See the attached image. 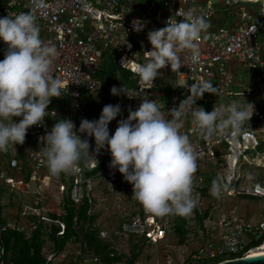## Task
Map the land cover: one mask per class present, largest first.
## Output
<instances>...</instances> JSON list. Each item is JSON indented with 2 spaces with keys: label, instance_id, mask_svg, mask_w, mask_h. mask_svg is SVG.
I'll list each match as a JSON object with an SVG mask.
<instances>
[{
  "label": "built area",
  "instance_id": "1",
  "mask_svg": "<svg viewBox=\"0 0 264 264\" xmlns=\"http://www.w3.org/2000/svg\"><path fill=\"white\" fill-rule=\"evenodd\" d=\"M189 9H195L209 24L196 41L198 59L193 62L191 53L183 51L182 67L161 69L153 85L140 83L135 69L146 62L145 51L152 50L146 39L148 32L165 27L170 19L182 20L177 13ZM21 12L35 15L41 39L57 50L51 74L61 81L62 97L52 98L48 116L42 124L29 128L23 145H10L7 152H0V264H11L6 232L31 238L55 216L61 231L58 235L64 237L66 224L60 218L66 217L70 208L78 210L83 199L91 207L124 204L120 231L115 233L152 245L166 241L176 217H185L146 213L132 198V185L110 167L112 157L107 150L96 155L98 162L82 159L80 172L58 176L50 174L44 157L37 152L40 138L59 119H71L77 129L82 119L95 120L91 112L96 102L91 99L103 94V83L96 74L109 51L134 81L126 89L134 97L122 93L113 99L114 105L121 107L119 121L127 119L129 111L136 110L145 96L155 100L165 118L171 119L168 110L190 95L182 87L202 81L210 82L218 94L205 93L196 106L211 112L215 105L236 102L252 115L235 136L219 132L207 136L190 117L183 123L181 133L189 136L197 152L193 175L196 206L190 216H204L210 208H221L213 220L210 217L212 228L207 238L190 252L186 264H210L264 253V217L254 222L237 205L227 203L240 196L264 200V0H0V17ZM133 21H142L143 30H134ZM6 50L7 45L0 40V60ZM124 61L128 62L123 65ZM236 63L249 69L251 85H240ZM90 85L99 87L92 92ZM14 119L19 122L22 117ZM82 138L89 139L90 151H94V137L82 134ZM213 181L220 187L216 199L211 194ZM12 210L16 214H11ZM100 238L110 237L103 230ZM86 253L85 258L102 264L100 255L91 250ZM109 256L113 259L117 254L111 251Z\"/></svg>",
  "mask_w": 264,
  "mask_h": 264
},
{
  "label": "clouds",
  "instance_id": "2",
  "mask_svg": "<svg viewBox=\"0 0 264 264\" xmlns=\"http://www.w3.org/2000/svg\"><path fill=\"white\" fill-rule=\"evenodd\" d=\"M177 15L182 20L170 19L165 27L148 32L152 50L145 51L146 62L135 69L140 83L153 85L161 69L182 67L183 51L191 53L193 62L198 59L196 41L209 24L195 9ZM144 26L142 21H133V29L138 32ZM0 40L7 45L5 58L0 60V152H7L10 145L25 143L29 128L44 122L52 98L62 97V86L51 74L57 50L41 39L40 27L32 12L0 17ZM98 87L93 89L90 85L92 92ZM182 88H187L190 95L178 107L168 110L171 119L165 118L155 100L145 96L139 107L130 110L127 119H121L110 135L109 124L120 115L121 107L108 104L98 120L82 119L78 129L71 119H59L40 138L37 152L44 157L50 174L58 176L80 172L82 159L98 162L96 155L107 150L112 157L110 167L132 185V198L146 213L188 216L196 206L193 175L197 171V152L189 136L181 133L184 121L190 117L193 125L207 136L216 132L235 136L252 115L236 102L215 105L211 112L196 106L205 93L218 94L210 82ZM111 93L134 97L125 85L113 86ZM15 117L22 119L16 122ZM82 134L94 137V151H90L89 139L82 138ZM211 194L220 195L216 181Z\"/></svg>",
  "mask_w": 264,
  "mask_h": 264
},
{
  "label": "rangeland",
  "instance_id": "3",
  "mask_svg": "<svg viewBox=\"0 0 264 264\" xmlns=\"http://www.w3.org/2000/svg\"><path fill=\"white\" fill-rule=\"evenodd\" d=\"M146 39H148L146 37ZM134 43L136 37L131 39ZM236 69L240 72L237 76V80L241 84H246V86L252 84L250 78V72L247 67L243 64L236 63L234 65ZM95 106L98 107L96 120L99 119L102 109L105 105H108L107 99L104 94L101 96L93 97ZM113 102V100H112ZM119 123V118L117 117L109 124L110 135L114 134ZM248 173L253 174L249 171ZM133 191H131L132 193ZM216 199V197L214 196ZM6 201H8L6 199ZM8 203V202H6ZM228 205H237L241 213H245L247 218H252L254 222L259 221L264 217V200L257 199L254 197H238L236 199H231L227 201ZM123 208L124 204H120V207L105 206L102 204L100 206H94L91 208L89 215L94 218L91 228L99 229L102 231L105 230L108 232L110 238L107 239L106 244H108L112 251L116 252L117 256L121 259L116 264H126V258L124 256L131 257L132 247L135 244H138L141 240H134L127 238L122 234H116L115 232L120 231V223L123 218ZM132 208V207H131ZM130 205H129V209ZM221 209L218 207L214 209H208L204 212V216H185L180 219V226L177 225L172 227V232L169 235L168 239L160 244L152 245L150 243L144 242L142 244V252L139 255V259L136 264H186V260L190 254L199 244H201L207 238V232L212 228L213 216ZM11 214H16V210L10 211ZM211 217L212 220H209ZM52 221L46 223L43 226L42 233V249L41 255L46 258V264H98L92 259L85 258L86 251L89 250L85 242L80 238L77 240L72 239L71 241L66 242L64 249L62 251H57V245L55 242H52L50 239L51 229L53 226H57L55 218H51ZM218 227L216 233H218ZM75 238V237H74ZM34 237L26 238L27 246L29 247L30 254L35 255L39 250L38 243L33 241ZM8 251L7 259L11 260L12 252ZM61 254H64L65 257L62 259ZM233 258V257H229ZM11 262V261H10ZM210 264H215L216 262L209 261ZM11 264H15L12 262Z\"/></svg>",
  "mask_w": 264,
  "mask_h": 264
},
{
  "label": "trees",
  "instance_id": "4",
  "mask_svg": "<svg viewBox=\"0 0 264 264\" xmlns=\"http://www.w3.org/2000/svg\"><path fill=\"white\" fill-rule=\"evenodd\" d=\"M134 44L137 46V42L134 41ZM96 77L103 83V94L107 99L108 104L114 105L112 100L115 95L111 93L113 86L121 88L125 85L126 89H129L134 85V81L131 80V74L125 70H122L116 64V57L112 52H108L102 59V64L99 68V71L96 74ZM97 105V104H96ZM92 117L96 120L98 107L95 104L92 106ZM2 195L0 194V197ZM243 197V196H241ZM91 205L88 203L87 199H83L82 205L78 210L70 208L68 215L64 218H60L65 224L66 229L64 232V237H59L60 228L58 226H53L51 229L50 239L52 242H55L57 245V251H62L66 242L71 241L72 239L77 240L82 237L87 248L93 251L95 254L100 255L102 258V264H116L118 261H121L123 257L110 258L109 253L112 251L110 246L106 244L107 240L100 238L102 229L91 228L94 218L89 215L91 210ZM53 218H56L53 216ZM76 219V221H75ZM180 219L176 217V226L180 229ZM42 233L43 227L36 232L33 236V241L38 243L39 250L35 255L30 254L29 247L25 241V237L16 232H6L4 234L7 250L12 252L11 260H8L10 263L15 262V264H46L47 260L41 255L42 249ZM75 237V238H74ZM138 244L133 245L131 257L124 256L126 258V264H136L139 255L142 252V244L144 241L141 240ZM8 252V251H7ZM224 259H219L215 261L216 263L223 261Z\"/></svg>",
  "mask_w": 264,
  "mask_h": 264
},
{
  "label": "water",
  "instance_id": "5",
  "mask_svg": "<svg viewBox=\"0 0 264 264\" xmlns=\"http://www.w3.org/2000/svg\"><path fill=\"white\" fill-rule=\"evenodd\" d=\"M215 264H264V253L259 255L223 260Z\"/></svg>",
  "mask_w": 264,
  "mask_h": 264
}]
</instances>
